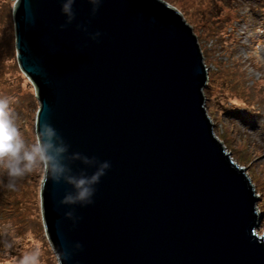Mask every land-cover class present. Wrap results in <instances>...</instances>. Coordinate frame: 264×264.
<instances>
[{"label": "water", "instance_id": "obj_1", "mask_svg": "<svg viewBox=\"0 0 264 264\" xmlns=\"http://www.w3.org/2000/svg\"><path fill=\"white\" fill-rule=\"evenodd\" d=\"M17 61L55 130L59 264H264L259 196L216 136L198 37L165 0H12ZM107 165V166H105ZM99 176L81 200L69 178ZM71 196L72 199L67 198Z\"/></svg>", "mask_w": 264, "mask_h": 264}, {"label": "rangeland", "instance_id": "obj_2", "mask_svg": "<svg viewBox=\"0 0 264 264\" xmlns=\"http://www.w3.org/2000/svg\"><path fill=\"white\" fill-rule=\"evenodd\" d=\"M181 11L198 37L209 68L206 107L216 136L245 167L259 196L264 235V0H165ZM258 2L260 9L257 8ZM14 1L0 0V97L25 147L37 139L39 102L17 61ZM45 164L9 178L0 167V264H16L38 247L40 264H59L46 234L41 188ZM11 180L17 187L4 184Z\"/></svg>", "mask_w": 264, "mask_h": 264}, {"label": "clouds", "instance_id": "obj_3", "mask_svg": "<svg viewBox=\"0 0 264 264\" xmlns=\"http://www.w3.org/2000/svg\"><path fill=\"white\" fill-rule=\"evenodd\" d=\"M74 2L75 0H64L63 11L70 13ZM44 128L47 130L46 135L38 137L29 147H25L16 125L9 117L8 98L0 97V167L3 168L7 177L23 176L26 172H31L37 162H42L49 166L51 178L60 179L64 166L59 159V153L63 152V148L55 143V130L48 125H44ZM69 179L77 188V197L84 200L94 192L90 184L98 182L99 176L93 174L91 177ZM4 187L15 190L17 186L9 180ZM67 199L71 200L72 197L69 196ZM16 264H40L39 248L33 247L31 250L24 251Z\"/></svg>", "mask_w": 264, "mask_h": 264}, {"label": "trees", "instance_id": "obj_4", "mask_svg": "<svg viewBox=\"0 0 264 264\" xmlns=\"http://www.w3.org/2000/svg\"><path fill=\"white\" fill-rule=\"evenodd\" d=\"M257 1H259V0H257ZM262 5L264 6V4H261V7H262ZM259 7H260V3L258 2V4H257V8L260 9ZM9 113H11V112H8V114H9Z\"/></svg>", "mask_w": 264, "mask_h": 264}]
</instances>
